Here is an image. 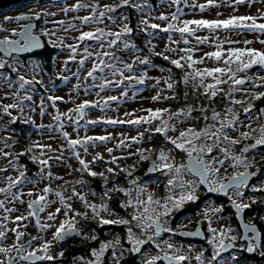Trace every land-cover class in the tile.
I'll use <instances>...</instances> for the list:
<instances>
[{
  "label": "snow or ice",
  "instance_id": "snow-or-ice-1",
  "mask_svg": "<svg viewBox=\"0 0 264 264\" xmlns=\"http://www.w3.org/2000/svg\"><path fill=\"white\" fill-rule=\"evenodd\" d=\"M257 0H234V5L256 3ZM264 2V0H261ZM173 3L179 5L180 0H173ZM133 6L139 7L138 4H133L132 0H117L112 4L101 5L98 0L96 3H77L71 10L78 11L80 9H90L91 14L83 17H78L82 24L87 25L92 22L103 23L105 18L113 20V13L122 6ZM233 6V5H229ZM201 12H204L209 7H219L216 0H207L206 4L195 5ZM69 9H65L68 11ZM180 9L177 8L176 13L171 14V21L165 27L161 28L159 24H149L147 20L141 21L143 25L152 29H160L163 32H178L181 36L182 42L186 45L184 48H180L179 41L169 40L172 43L177 44V47H166L164 52H155L153 46V54L161 56L164 60L175 66L177 69H181L183 72L182 83L185 87H191L193 94H199L204 96L207 100H215L218 96L229 101L228 107L223 112L217 111L215 108H207L204 106L199 107V112L203 114V120L205 124L202 128L197 129L194 126L180 129L178 135H169L170 132H177V125L183 124L188 120H195L197 117L193 116V112L197 111L194 105H186L185 107L179 108L173 111L171 108H147L142 109L147 115L139 116L134 119L118 120L108 119L105 122L110 125L117 123L139 126L141 124H147L149 127L145 128L144 131L139 132L137 137H132L131 140L136 144H142L144 142L145 132H149V140L151 135L155 133L161 134L166 144H171V148L161 147L160 149H144L138 148L135 152L129 153V156L138 155L140 161L151 159V167L148 169V173L161 172L163 175L168 176L167 181V194L163 198H155L153 192L149 191L148 186L138 184L139 177L133 176V171L129 168L135 169V165H130L128 168H122L120 171L126 173L127 183L134 186L133 188L120 187L118 184L113 183L111 187H108V176L105 172L113 175H119L114 168L108 167L105 171L96 172L91 170L90 162L80 158V153L74 151V156L78 159L82 166L78 171L86 172L92 177H102L105 185V191L101 196L102 203L96 204L90 203L86 198V195H81L77 190L76 185L83 187L87 184V181L80 179L72 183L71 194L66 195L69 192L68 189L63 191L55 190L49 184L43 187L40 192L34 193L29 191L27 195L29 197L35 196L34 199H30L27 203L29 209L28 216H17L16 221H23L30 217L35 219V223L38 229L46 231L49 228L55 227L53 232L52 240H46L43 236H32L25 242L27 233L19 230V228L11 229L10 231L15 233V240L10 246H4L3 241L7 239L8 230H0V255L4 258L0 259V264H36L37 261H54L57 258L63 257L64 253L61 251L56 255H53V249L56 244H59L72 236H80L84 240H97L98 237L93 234L88 236L85 234L77 225L81 220L89 219V211H78L73 208V205L69 202L73 197L79 199L85 209L90 210L91 219L96 221L100 225H122L126 227L127 242L131 245L130 248L124 249L121 244L120 237L114 238L110 241H101L99 248L91 249V256L94 260H86L85 264H102V258L105 253L111 248L112 255L115 258V264H119V258L116 257V248H120V255L123 256L124 251H129L133 254L141 253L142 246L149 242H154L155 247L160 249L161 245L155 241L156 237H160L162 233L179 234L186 236H199L202 234V229L197 228L194 232H179L168 226L165 218L169 217L173 211L179 210L185 202L196 201L197 188L199 185H205L206 190L210 193H224L226 196L235 197L231 199L232 206L236 209V213L240 214L246 209L251 208L254 200L250 202H244V189L249 187V178L255 176L254 171L250 169L256 166V157L247 155L251 150L256 149L257 146H264V123H257L261 118H264V108L258 110L259 115L248 116L255 107L254 102L264 98V91H255L257 88H264V76H252L248 75L249 70L254 66H259L264 69V50L249 47L254 41L252 40H231L228 36L224 39H220L214 34L218 31H224L226 33L235 32L241 34L243 32L259 33L264 35V23L258 21L264 20V11H261L259 16L251 15H230L225 19H187L182 20L178 13ZM44 14L39 11H34L31 16L21 15L18 17H5L6 21H12L13 19L17 22L26 21L32 19H40L41 15ZM221 15L220 13L217 14ZM157 19L162 21H168L169 16L160 15ZM124 21L127 17L123 18ZM59 24H64V21H58ZM35 25L32 23L23 24L20 30L13 29L10 36H4L0 38V52L4 53V56L11 57L13 53H31L33 50H41L44 48V44L41 40V36L48 37V43L53 47H65L63 39L59 41H53L51 36L54 32L47 29H42L40 33L34 34L33 29ZM75 27V26H73ZM79 31V29H77ZM201 30H207L210 36H198L197 32ZM0 31H5L3 25H0ZM133 29L125 22L119 31H105L103 28L97 27L94 31H80V35L75 39L79 42L76 44L66 45L70 50L69 60H74L78 54L80 44L85 41H96L101 51L93 53L89 51V46L85 45L83 58L79 60L81 67L84 66L85 61L94 57V61L89 70H87V78H92L93 81L98 79L96 73L103 74L106 69H111L113 75L119 74L124 77V71L117 67L115 63L111 61L119 60L115 52L110 49L116 47L125 35H130ZM18 37V38H14ZM107 37H112L110 40H106ZM196 40V45H204L210 43V38L214 40V50L203 53L199 58H194V53L199 49L197 46L190 45V39ZM261 45H264V39L258 40ZM105 43L107 48H105ZM243 43L245 47H236ZM228 45L226 48L225 45ZM125 49L135 48V45L130 44L128 41L123 42ZM177 53L178 58H172L165 53ZM108 58V59H106ZM212 61L214 66L208 67L205 62ZM183 61V63H182ZM18 61L14 60L13 63L9 64L6 59L0 58V70L6 67L11 72L17 74V80L19 82V90H25L26 85H31L34 79H27L24 75L20 74ZM67 65L68 61L64 62ZM150 65L151 60L149 57L141 58L139 55L131 63L124 64V70L132 72L135 64ZM38 67V65H37ZM171 72V69L168 70ZM35 72V68H33ZM79 75V72L77 73ZM146 75V73H145ZM127 80L136 79L134 76L124 77ZM122 82V81H120ZM143 82V77L140 79ZM112 83H119L104 78V82L99 84L98 87L101 91L107 88ZM224 85H227V91L224 89ZM248 87H245V86ZM77 89L79 85L76 86ZM167 88L173 89L174 83L171 82V77L167 82ZM241 93L242 98L237 99L236 94ZM99 95V93H97ZM13 96L17 98V102L4 104L0 102V111L12 116L11 109H22V102L24 100H30L31 96L25 94L20 95V91L13 93ZM185 99L188 97V93L184 94ZM50 100L63 101V97H49ZM118 97L110 96L104 100V104L107 105L110 100H117ZM163 100H175L176 96H164L161 97L159 94L152 97L153 101ZM74 103V101H72ZM99 102H92L84 100L77 104L74 108L68 110V112L61 113L59 109L56 110V114L53 119L59 122L61 128L64 126V120L73 122L74 125H79L80 120L84 119L87 115L86 110L90 107L98 106ZM239 105L240 110L247 116L248 123L245 124L240 119L239 111L235 106ZM211 111V116L207 114ZM125 116H135L134 113H125ZM166 117V118H165ZM18 117H12L13 122ZM211 119L213 123H207ZM89 123L96 124L99 121H88ZM256 124L254 127L253 124ZM241 127L247 129L241 131ZM232 132H238V137L231 135ZM63 136L68 139L69 133L63 132ZM111 139V136H87L83 139H68V144L73 148L76 145H80L84 148V152L87 153L88 145L91 143L95 146V142H105ZM120 141L117 145L119 148L121 145H125V140ZM243 141H252L250 144H244L240 148L239 153L236 152L237 145ZM6 146H10L7 145ZM131 147L130 144L125 145ZM50 148V146H47ZM33 151V146H29L25 152L17 153L16 159L19 156L27 155ZM108 153L113 152L112 148L107 149ZM179 151L186 154L187 163L175 162V157L172 155L173 152ZM218 152V155H213V152ZM148 152L149 155H145ZM0 153L3 156H10L11 153L3 152L0 149ZM151 153H155V158H151ZM126 157H115L113 156L111 161L108 163L115 164L118 159H125ZM34 162H37L41 166H48L49 170L46 175L44 174L43 167L41 168V179L48 180H62L63 177L55 176L51 171L48 159H41L35 155L31 156ZM61 159V157H57ZM103 156L97 154L91 163H95L96 160H103ZM10 164L13 162L10 161ZM119 167V165H117ZM233 169L232 174L223 175L221 169L227 173V168ZM243 169V170H241ZM0 172H7V168H0ZM185 174L197 178L194 180H185ZM147 175V173H146ZM26 173L23 170H18V176L13 177L11 175L6 177L7 187H0V193L6 194V197H11L13 200H20V196L24 195L21 191L19 195L12 192V189L17 185L25 182ZM179 190L178 192L176 190ZM231 190V193L229 192ZM253 191H264V187L252 188ZM121 192L128 199L121 203V207L125 210L128 208L132 209L129 214L130 218L117 217L115 219L106 218V216H113L114 213L110 210L107 200L111 199V193ZM135 192L133 198L132 193ZM54 195L57 199L50 200L49 195ZM95 195V193H93ZM23 203L22 200H20ZM59 203L61 207H57L54 212H49L47 220L53 223H42L40 219V213L45 212L46 209L50 208L51 205ZM0 209H4L5 212L11 213L16 211L14 208H7L5 200H0ZM63 209L64 218L56 224V220L59 217ZM213 214H218L222 211L220 207H214L211 209ZM106 214L105 215H102ZM208 212H205V217L208 218ZM7 217H5L6 219ZM220 220L223 217H219ZM213 221L208 219L207 232L210 234L208 237V244L212 247L213 251L210 257L205 258V250L198 252L195 256L184 254L181 247L174 246L173 243L165 240L167 249H172V253L169 254L164 251L163 256L157 254L152 255L144 261V264H157L160 260H166L168 264H184L185 261L190 262L194 259L198 264H225L221 260L223 253L229 249H234L238 246V241L246 242L241 244L242 250L249 253L259 252L261 257H264V233L258 230L257 225L249 220L248 222H242L243 234L240 235L231 226H223L220 228L213 227ZM26 228L27 225H24ZM6 226L0 224V229H5ZM139 229V232L134 231ZM34 242H39V246H34ZM191 252V247L189 248ZM80 260H84V257H79ZM233 260L236 257H232Z\"/></svg>",
  "mask_w": 264,
  "mask_h": 264
},
{
  "label": "rangeland",
  "instance_id": "rangeland-1",
  "mask_svg": "<svg viewBox=\"0 0 264 264\" xmlns=\"http://www.w3.org/2000/svg\"><path fill=\"white\" fill-rule=\"evenodd\" d=\"M89 1L91 3H96L97 0H85ZM114 0H98V2L103 5L109 2H113ZM143 1L144 0H133V4H138L139 9L143 8ZM77 0H54L49 2H44L42 4L38 3H30L22 7V9H18L15 7L8 8L7 10L0 12V25H3L5 31H0V36L2 35H8L14 28H18V23L15 20L12 21H6L5 17L9 15H13L17 12L22 11L23 9H28L29 7H35L37 8V11L44 13V21L42 22V25L40 26V31L42 29H47L49 31L54 32V35L51 36V39L53 41H59L60 39H63V43L65 47H61L62 51L59 53L58 58L59 66L62 68V62L63 66H65L64 61L66 59H69L70 50L66 47V45L70 44H76L79 43L75 38L80 35V31H94L97 27L106 26L104 23H98V22H92L87 25L82 24L81 20L78 19V17H83L86 15H90V9H80L78 11H72L71 9L76 5ZM207 0H180L179 5H176L173 3V0H166L164 1L160 6H154L147 8L146 10L141 12L140 15V22L143 20H147L149 24H159L161 25V28L165 27L168 23L174 22L171 21V14L177 12V8L180 9V12L178 15L180 16L181 21L187 20V19H225L229 17L230 15H251V16H259L261 11H264V2H261V0H257L256 3L249 5L247 3L241 4V5H234V0H216V3L219 5V7H209L204 12H201L198 7H195V5L200 4H206ZM233 5V6H229ZM65 9H69L68 11H65ZM128 13V10L126 11ZM220 13L221 15H217ZM167 15L169 16L168 21H162L157 19L160 15ZM114 17L113 20H107L106 23L107 26L110 28V31H119L120 28L123 26V23L128 24L129 17L128 15L125 16V13H120L118 15L112 14ZM127 17V20L124 21L123 18ZM58 21H64V24L57 23ZM105 22V21H104ZM260 23H264V20L258 21ZM75 26V27H73ZM143 27H146L143 25ZM148 29H151L158 33H164L160 29H152L150 27H147ZM79 29V31L77 30ZM38 31L37 33H40ZM221 35L218 36L220 39H224L225 36H228L231 40H252L254 43L252 45H249V47H254L256 49L264 50V45H261L258 40L264 39V35H261L259 33H252V32H243L241 34H237L235 32L226 33L224 31H218ZM165 35H168L172 37L173 40H181V36L178 32H169L164 33ZM198 36H210V33L207 30H201L197 32ZM215 35V34H214ZM112 39V37H109ZM109 39V40H110ZM195 43L196 40L194 39ZM214 40L210 38L209 44L204 45H196L199 49L196 51V55L198 57L202 56L203 53L214 50L213 47ZM236 47H245L243 43L233 45ZM58 47V46H57ZM84 47L80 44V47L78 49V54L76 58L73 60V66L71 70H74V68L78 65L79 60L83 58L84 54ZM225 47L227 48L228 45L226 44ZM105 48H107V45L105 43ZM158 50H161V47L158 48ZM89 51H92L93 53L101 51V48L99 44L95 41L89 46ZM110 51H113L111 49ZM137 54L131 55L128 59L131 62V59L136 58ZM0 58L6 59L8 57L4 56L0 52ZM40 58V57H38ZM108 59V58H107ZM18 61V67L20 74L24 75L27 79H37L39 77V72H36L37 69L39 70V65L36 63V59L28 58L27 60H24L23 58H14L13 61ZM94 61V57L87 60V64L90 65ZM13 61L8 62L9 64L13 63ZM205 64L209 66H214V63L212 61H207ZM38 65V67H37ZM89 67L84 70L80 75L73 76L71 80H69L64 87H57L53 88L51 84L43 83V85L46 87L47 91L53 96V97H63L64 100L55 101V106L45 113L40 112V106L42 103L48 102V96L43 95L40 93V89L37 87V82L31 85H26L25 90H19V87L16 85L18 80L17 78H13L10 74H7L6 71L0 70V99L5 102V104L14 103L17 102V98L13 96V93L20 91V95L23 96L25 94L31 96L30 100H25L28 102H32V105L34 106V109L32 111L29 110V117L34 118L36 123L41 126V130H35L31 133L30 138L36 143V147L33 148V155L41 158V159H48L49 160V166L51 168V171L55 176H61L63 177L62 180H48L43 179L39 180L36 183L30 182L28 180V176L26 175V185L24 187V195H22V201L20 200H13L11 197H6V194L0 193V200H5V204L7 208H14L16 211L8 213L5 212L4 209H0V224L6 226L5 229L0 230H8L7 231V239L3 241L4 246H10L14 240H15V233L10 231L14 228H19L21 231H25L27 233L25 237V242L27 239H30L32 236H43L46 240H52L53 238V232L55 231V227L49 228L45 232L39 230L35 224V220L33 217H30L23 221H16L17 216H28L29 209L27 207V203L29 199H34L35 196L29 197L27 193L29 191H32L34 193L40 192V190L48 186L49 184L57 189L58 191H63L65 189H68L69 192L66 193V195L71 194V188L72 183H74L76 180L83 179L87 181V184H85L83 187L80 185H76L77 190L80 192L81 195H86V198L90 203L94 202L96 204L102 203L101 196L105 191V187H99L98 190H96L92 184L93 181H97L99 179H102V177H92L89 176L86 172L78 171L82 166L80 165L78 159L74 156V151H78L80 153V158L86 160L87 162H90V168L93 171L101 172L105 171L108 167L114 168L117 172H119V175H113L105 172V174L108 176V179H111L112 183L108 186L111 187L113 183L118 184L120 187H124L126 189L133 188L134 186L129 185L127 183V180L124 181V176L126 173L123 171H120L122 168H128L130 165H135V169L129 168L130 171H137L140 166V159L138 155L129 156V153L135 152L138 148H144V149H160L161 147H167L171 148V144H166L165 139L161 137L160 134L155 133L151 135V140H149V132H145L144 134V142L142 144H136L134 143L131 138L137 137L139 132L144 131L145 128H148L149 126L147 124H141L139 126H129L127 123L120 124L117 123L115 125L107 124L105 121L108 119H118V120H128V119H134L139 116L147 115L146 112H142L143 105L141 102L143 99L152 100V97L150 95L148 96H142V93H146L147 91L155 90L154 92L158 90H162L160 96H172L171 89L167 88V84L165 81V75L163 72H159L157 74H151L153 77L149 80L150 82H153L156 80L157 87L148 85L142 93H138L136 96H132V92L129 93L128 96H126L125 100L122 101V97L125 96V90L123 89L122 85L119 86L118 83H112L111 87L104 89L103 91L98 89L99 95L94 92H83L80 94H74L73 89L78 85L79 81L82 79V77L87 73V70L90 69ZM33 68H35V72H33ZM109 73V72H108ZM154 75L156 77L154 78ZM252 76H264V70L257 71V75L255 72L251 73ZM108 80L114 81L113 78H108ZM116 82V81H115ZM225 87V85L223 86ZM245 87H248L247 85ZM149 89V90H147ZM263 88H257L254 89L255 91L261 90ZM110 96L118 97L117 100H110L108 101L107 105L104 104V100L107 99ZM151 97V99H148ZM222 97V98H219ZM242 97L241 93H238L237 99ZM121 99V100H120ZM84 100L92 101V102H99L98 106L96 107H90L86 110L87 115L83 119V122L79 125H74L73 122L68 121L67 119L64 120V126L61 131L58 130H49L48 126L50 122L53 120V116L56 114V110L59 109L61 113L68 112L69 109L74 108L77 104L83 102ZM74 101V103L72 102ZM174 100H163L161 101H155L153 105H151L150 108L156 109V108H173L174 107ZM217 103H222L223 96H218L216 98ZM142 109H141V108ZM149 108V107H147ZM12 115L15 113L17 114L19 109H11L10 110ZM26 108L24 109V112H26ZM175 111V110H173ZM223 112V111H222ZM125 113H134L135 116H125ZM25 114V113H24ZM27 117V116H26ZM166 118V117H165ZM241 119V118H240ZM99 121L98 125L93 127L92 123H89L88 121ZM242 120V119H241ZM245 124L248 123V121L242 120ZM91 124V125H90ZM195 125V120L186 121L183 124L177 125V132L173 133L170 132L169 135L175 136L178 135V131L183 128H187L189 126ZM241 131L247 130L243 127L240 129ZM63 132H68L69 137L68 139H83L87 136H111V139L105 141V142H95V146H93L91 143L88 145V151L87 153L84 152V148L80 145H76L74 148L68 144V139H66L63 136ZM6 134V133H4ZM231 135L234 137H238V132H232ZM128 138L125 140V145L130 144L131 147H126L125 145H121L119 148L117 147L118 144H120L121 140H124L125 138ZM0 141V149H3V152L11 153V150H9V147L6 146ZM47 146H50L47 147ZM112 148L113 152L111 154L108 153L107 149ZM14 153H22L26 151V148L24 145L18 143L15 147ZM176 152V151H175ZM100 154L103 156V160H96L95 163H91L93 161V158ZM145 155H149L148 152H145ZM172 155L175 157L174 152ZM126 157L125 159H118L115 164L108 163V161H111L112 157ZM10 156H3L2 153H0V168H7V172H0V187H7L6 177L11 175L13 177L18 176V170H22L23 167L19 164L18 161H12L13 163H9ZM57 157H61V159H57ZM151 158H155V153H151ZM148 161H151L149 159ZM175 162L179 164L181 161L175 157ZM38 163V161H37ZM39 164V163H38ZM119 165V167H117ZM44 169V174L46 175L47 171L49 170L48 166H41ZM41 172V170H40ZM134 177H139V175H134ZM123 177V178H122ZM140 178V177H139ZM128 179H131L128 177ZM162 179V176L158 175L155 178H150L148 180H140L138 184L140 185H147L149 191L153 192L156 196V186L158 181ZM166 181H168V178H164ZM185 180H190L187 174L184 176ZM72 182V183H68ZM264 187V186H263ZM178 192V190H176ZM12 192L19 195L17 188H13ZM95 193V195H93ZM119 194V192H113L111 193V199L107 200V203L109 204L110 210L114 213L113 216H106V218L115 219L117 217H121V213L113 207L111 202L115 199L116 196ZM121 196L125 199V195L122 193ZM132 196L134 198L135 192L133 191ZM50 200H56L57 198L50 194L48 197ZM157 198V197H155ZM123 199V202L128 199L126 197V200ZM73 208H75L78 211L84 212L89 211V219L88 221H91V212L88 209H85L81 203V201L75 197H73L69 201ZM57 207H61V205L57 202L53 205H51L50 208L46 209L45 212L41 214V221L43 223H53L52 221L47 220V215L49 212H54ZM5 217H7L5 219ZM64 218L63 216V209L59 215V217L56 220V224L59 223L60 220ZM87 220H81L80 223L77 225L78 227L82 228L83 232L87 234L88 236H91L95 234L93 229L88 230L87 227ZM24 225H27L25 228ZM110 226V225H109ZM83 241L82 237L80 236H74L71 239L67 240L68 242L66 245H60L56 244L53 249V255H56L57 253L63 251L67 246L74 243H80ZM34 246H39V242H34ZM119 248V247H117ZM116 252H120L119 249H116ZM4 257L0 255V259H3ZM89 260H94V257ZM49 262H39L37 264H48ZM64 264H74L73 261L69 260L68 262H65Z\"/></svg>",
  "mask_w": 264,
  "mask_h": 264
},
{
  "label": "trees",
  "instance_id": "trees-1",
  "mask_svg": "<svg viewBox=\"0 0 264 264\" xmlns=\"http://www.w3.org/2000/svg\"><path fill=\"white\" fill-rule=\"evenodd\" d=\"M54 0H0V12H3L7 10L8 8H18L22 9L23 6L30 4V3H38L42 4L44 2H49ZM164 1L166 0H144L143 1V8L133 7L130 6L128 10V25L133 29V32L130 35H125L122 37V40L118 43V45L113 49V52H115L116 56L119 57V60L111 61L112 63H115L117 67L121 68L124 71V77L127 76H134L136 79L133 80H127L124 79V77H121L119 74L113 75L111 69H106L103 74L96 73L95 75L98 77L95 81L92 80V78H87V73L82 77V79L79 81L78 85L79 88L75 87L73 89L74 94H80L83 92H94L98 93V87L99 84L104 82V78H113L114 81L119 82L118 85L123 87L125 90V96L122 97V101L125 100L126 96L129 95L130 92H132V96H136L139 92L143 91L148 85L150 86H157L156 80L153 82H150L149 80L153 77L151 74H157L159 72H163L165 75V81L166 84L169 81V77H171V82L174 83V88L171 89L172 95L176 96V99L174 102V107L171 108L172 110H177L179 108L185 107L186 105H194L197 108V111L193 112V116L197 117L195 119V125L197 129L202 128L205 124V121L203 120V114L199 112V107L204 106L209 109L215 108L217 111L222 109L220 105L217 104L216 99L209 101L204 96L199 94H193V89L191 87H185V85L182 83V76L183 72L181 69H177L175 66L171 65L169 61L164 60L161 56H157L153 54V46L155 52H164L166 47H177V44L172 43L169 40L168 35H165L164 33H158L151 29H148L146 27H143V24L140 22V15L141 12L146 10L147 8L154 6H160ZM220 33H215V36H220ZM222 36V35H221ZM190 39V45L187 46H196V43L194 41V38ZM173 40V39H172ZM128 41L130 44L135 45V48H128L125 49L123 47V42ZM179 41V40H174ZM95 41H85L81 43V45L90 46ZM179 47L184 48L186 45L179 41ZM46 44L47 48L37 53L36 56H25V57H19L23 58L24 60H27L28 58L36 59V63L39 65V70L37 69L36 72H39V77L35 79L34 81L37 82V87L40 89V93L43 95L48 96V102L42 103L40 106V111L42 113H45L51 107L53 108L55 104H53V101L49 99V97H53L46 89V87L43 85V83L51 84L53 88L57 87H64L66 83L71 80L73 76H76L79 72V75L86 70L89 67V63L85 61V64L83 67L78 65L74 68V70H71L73 66V60L66 59L65 61H68L67 65L63 66L62 62V68L59 66L60 59L58 58L59 53L62 51L61 47H53L48 43V37H46ZM107 45V44H106ZM161 47V50H158V48ZM111 50V49H110ZM137 54L141 58L143 57H149L151 60L150 65H143V64H135L133 71L128 72L127 70H124V64L125 63H131L134 59H131V62L128 60L131 55ZM166 55L171 56L172 58H178L177 53H165ZM40 57V58H38ZM194 58H199L196 55V52L194 53ZM14 58H7L8 62L13 61ZM107 59V58H106ZM64 61V62H65ZM90 62H93L92 60ZM183 63V61H182ZM65 64V63H64ZM92 64L90 65L91 68ZM208 66L200 65L199 67ZM171 69V72L168 70ZM7 74H10L13 78H17V74L14 72H11L10 69L7 67L4 69ZM263 71L264 69H261L259 66H254L251 70H249L248 75H251V73L255 72L257 75V71ZM109 72V73H108ZM146 73V75H145ZM262 76V75H261ZM143 77V82H140V79ZM156 75H154V78ZM122 81V82H120ZM34 82V84L36 83ZM19 85V82L16 84ZM111 87V84L107 87ZM106 89V88H105ZM257 91H264V88ZM185 92L188 93L187 99H185L184 94ZM220 98V97H219ZM121 100V99H120ZM0 102L4 103L3 100L0 99ZM260 103L264 105V98L257 100L254 102V104ZM26 108V112H24V109ZM237 108V107H236ZM22 111L18 112V116H8L7 114L2 113L0 111V136L2 137L4 144L10 145L9 150H11L12 154L15 152V147L18 143L24 145V147L27 149L29 146L36 147V143L30 138V135L35 130H41L43 125H38L34 118L29 117V110L32 111L34 109V106L32 105V102L23 101L22 102ZM239 110V108H237ZM25 113V114H24ZM209 117L211 116V111L207 113ZM18 117V119L13 122L12 117ZM27 116V117H26ZM191 121V120H188ZM83 122V119L80 120V123ZM65 123V122H63ZM207 123H213L211 119L207 121ZM91 125V124H90ZM98 123L92 124L93 127L97 126ZM129 125V124H128ZM48 126V129L58 130L61 131L62 128L59 125V122L55 121L54 119L50 122ZM129 126H136V125H129ZM6 133V134H4ZM33 153H29L26 155L28 158V161L24 163V165H21L23 167V171H25L26 175L28 176V180L30 182L36 183L41 179V165L37 162H34L31 159V156ZM148 160L140 161L139 166V173H142L144 170ZM26 185V181L21 183L20 185H17L16 188L18 190V193L24 191V187ZM101 188L100 184H97L96 187H94L96 190L98 188ZM15 188V187H14ZM167 192L166 184L163 183L158 191H156L157 198H162V195H164ZM121 192L117 194L116 200L114 199L111 204L115 208V210L119 211L121 213V217L124 218H130L129 214L132 212L131 208H128L125 210L123 207H121V203L123 202V197L121 196ZM22 197L20 196V200ZM126 200V196L125 199ZM87 229H93L95 232V235L98 237L97 240H84L80 243H74L67 246L62 252L64 253L63 257L57 258L54 261H51L49 264H64L65 262H68L69 260L73 261L74 264H85L86 260L92 259L91 256V249L93 248H99L101 241H110L114 240L117 236L121 239V244L123 245V248L126 249V242H127V235H126V227L122 225H100L96 221L87 220ZM83 231V230H82ZM69 240V239H68ZM68 242L64 241L59 243L60 245H66ZM119 249V248H116ZM109 253H111L113 250L110 248ZM108 251L106 254H109ZM58 254V253H57ZM132 253L128 251H124L123 256L120 255V252H116V257L119 258V264H125V261L129 256H131ZM79 257H84V260H80ZM107 263V262H106ZM113 264H115V258L113 257Z\"/></svg>",
  "mask_w": 264,
  "mask_h": 264
},
{
  "label": "flooded vegetation",
  "instance_id": "flooded-vegetation-1",
  "mask_svg": "<svg viewBox=\"0 0 264 264\" xmlns=\"http://www.w3.org/2000/svg\"><path fill=\"white\" fill-rule=\"evenodd\" d=\"M115 2H117V0H114L113 2H109L106 4H112ZM130 6L131 5L124 7L121 10L116 11L113 14L118 15L120 13H125V16H127L128 13L126 11L129 10ZM34 11H37V8L29 7L28 9H23L22 11L17 12L15 14L27 12V13H31L32 15ZM44 17H45L44 14H42L40 19L38 20L32 19V20H26L23 22L19 21L17 22L18 28H14V29H17V30L21 29L23 23L25 22H31V23L34 22L36 24L34 31L38 32L40 31V28H41L40 26L42 25V22L44 21ZM107 20L108 19L105 18L104 20L105 22H103L104 24H106V26H102L100 28L105 29V31H110V28L107 26L108 23H106ZM10 35H11V32L5 36H10ZM0 37H4V35ZM43 38L46 41V37H43ZM109 39H110L109 37L106 38V40H109ZM37 53H40V52L37 51L33 54H24V55L13 54L10 58H19V57H25L28 55L36 56ZM227 87L228 86L225 85L224 87L225 91H227ZM237 95L238 93L236 94V98H237ZM223 100L224 101L222 103H217L218 105L222 107V109L219 110L220 112L224 111L226 107L230 106L229 101L227 99L223 98ZM235 107L239 108L240 110L239 105ZM261 108H264V105L260 103H256L253 111L249 113L248 116L259 115L258 110ZM239 114L242 120L248 121L247 116L243 113L242 110L239 111ZM14 116H18V113L17 114L15 113ZM257 123H264V118H261V120H259ZM253 126L255 127L256 124L254 123ZM161 137L164 139L162 135ZM1 140L3 139L0 136V141ZM2 142L4 143V141ZM250 143H252V141H243L241 144L235 146L236 152L239 153L240 148H242L244 144H250ZM16 154L17 153H14L13 155H11V157L9 158V162L18 161L20 165H24V163L28 161V158L26 157V155L19 156L17 160ZM174 155L181 162L185 164L187 163L186 154L176 151L174 152ZM213 155H218V152L214 151ZM247 155L249 156V158L256 157V166L255 168L250 169V171H254L256 174L251 179V182L249 183V187L244 189L245 195H244L243 200L244 202H250L254 200L255 203L252 204L251 208L246 209L242 213H243L245 222H248L249 220H251L252 222L258 225L260 232L264 233V191H253L252 190L253 187L261 188L264 186V146H257L256 149L251 150L249 153H247ZM150 162L151 161L147 162L142 173H139L140 170L137 169V171H135L133 174L139 175L140 177L139 181L148 180L150 178H155L158 175L162 176V179L158 181L157 186H156V191H158V189L163 183L167 185V181L164 178H168V176L163 175L159 171L154 172L152 175L147 176L146 171H147V168ZM232 172H233V169L231 167L227 168V173H225L224 170L221 169L222 177L223 175H230L232 174ZM187 176L189 177L190 180L197 179L191 176L190 174H187ZM123 179L124 181H126L128 177H126L125 175ZM108 180H109V183H108V186H109L112 183V181L111 179H108ZM93 182L94 183L91 182L93 187H96L97 184H100L102 188L105 187L103 178L97 181L94 180ZM229 192L231 193V190H229ZM167 194H169L168 191L164 195H162V198L165 197ZM196 194L198 196V199L196 201L185 202L184 204L185 208L179 209L177 211H173L171 215L165 219L167 220L168 226L174 229L176 233H179L181 231L192 232L196 230L197 228H201L202 229L201 235H203L202 238L201 236L192 237V236L179 235V234L173 235V234L166 233V232L162 233L160 237L155 238V241L159 242L161 245L160 249L155 247L154 242L146 243L142 247L141 253H137V254L132 253V255L129 256L127 260L125 261V264H144V261L146 260V258L152 255H157V254L163 256L164 251H167L169 254H171L173 250L167 249L166 244H164L165 240L169 241L170 243H173L174 246L176 247H181L182 252L184 254H188L191 256H195L198 252L205 250V258L207 260V258L211 256L212 251H213L212 247L208 244V237L210 236V234L207 232L208 219H211L213 221V225H212L213 227L220 228V227L227 225L235 229L238 234L240 235L243 234V227H242L241 220L239 218V214L236 213V209L231 204V199L235 197L226 196L224 193H210L206 190V187L204 185H199V187L197 188ZM214 207H220L222 208V211L218 214H213L211 209ZM205 212H208L209 214L208 218L205 217ZM41 214H40V219H41ZM219 217H223V219L220 220ZM134 231L139 232V229L134 228ZM237 244L238 246L236 248L231 249L222 254L221 260H223L225 264H264V257H261L259 255V252L249 253L245 250H242L240 245L246 244V242L238 241ZM125 245H126L125 247L126 249L131 247V245L128 242H126ZM190 247H191V252H189ZM161 249H163L164 251H161ZM119 251H121L120 248H119ZM232 257H236V259L233 260ZM41 262L51 263V261H41ZM102 264H113L112 252L109 254L105 253L104 257L102 258ZM157 264H168V262L166 260H160L157 262ZM184 264H189V262L185 261ZM190 264H198V262L193 259L190 262Z\"/></svg>",
  "mask_w": 264,
  "mask_h": 264
},
{
  "label": "water",
  "instance_id": "water-1",
  "mask_svg": "<svg viewBox=\"0 0 264 264\" xmlns=\"http://www.w3.org/2000/svg\"><path fill=\"white\" fill-rule=\"evenodd\" d=\"M133 1V0H132ZM77 3H90V2H88V1H85V0H77V2H76V4ZM124 7H127V6H122V7H120V8H118L116 11H119V10H121L122 8H124ZM21 15H29V16H31V13H27V12H24V13H18V14H13V15H9V16H6V17H18V16H21ZM23 22V21H22ZM27 23H31V22H25V23H23V24H27ZM32 24H34L35 26H36V24L33 22ZM34 29H35V27H34ZM34 29H33V32H34V34H39V33H37V32H35L34 31ZM20 30V29H19ZM0 38H3V37H0ZM15 38H18V37H15ZM41 40H42V42H43V44H44V48L43 49H41V50H33L31 53H13V54H18V55H24V54H33V53H35V52H42V51H44L46 48H47V44H46V41H45V39L43 38V36H41ZM3 55H4V53L3 52H1ZM12 54V55H13ZM187 161V160H186ZM151 167V162H150V164H149V166H148V168H147V171H146V173H147V176L148 175H152L153 173H148V169ZM253 178V176L252 177H250L249 178V183L251 182V179ZM205 186V185H204ZM52 187V186H51ZM206 187V186H205ZM53 189H55L54 187H52ZM56 190V189H55ZM183 208H185V205H183L180 209H183ZM41 214V213H40ZM239 218H240V220H241V223L242 222H245V220H244V216H243V213H240L239 214ZM43 223V222H42ZM257 225V224H256ZM78 227V226H77ZM257 227H258V225H257ZM80 228V227H79ZM81 229V228H80ZM40 230V229H39ZM258 230H259V227H258ZM194 231H196V230H194ZM194 231H192V232H194ZM260 231V230H259ZM43 232H45V231H43ZM183 232H185V231H183ZM199 236H201V238L203 237V235H199ZM199 236H192V237H199ZM73 237V236H72ZM72 237H70V238H72ZM70 238H68V239H70ZM68 239H66L65 241H67ZM64 242V241H63ZM144 246V245H143ZM142 246V247H143ZM229 250H231V249H229ZM228 250V251H229ZM38 262H41V261H37L36 263H38Z\"/></svg>",
  "mask_w": 264,
  "mask_h": 264
},
{
  "label": "built area",
  "instance_id": "built-area-1",
  "mask_svg": "<svg viewBox=\"0 0 264 264\" xmlns=\"http://www.w3.org/2000/svg\"><path fill=\"white\" fill-rule=\"evenodd\" d=\"M157 87V86H156ZM147 90H149V89H147ZM155 90H151V91H147L146 93H142V96H148V95H150L151 97H154V96H156L157 94H161V92H162V90L160 89V90H158V91H156V92H154ZM151 97H149L148 99H151ZM141 102H143L142 103V107H143V109H147V107H151V105H153L154 103H155V101H153V100H147L146 101V99H143ZM141 108V107H140ZM142 109V108H141ZM142 112H144V111H142Z\"/></svg>",
  "mask_w": 264,
  "mask_h": 264
}]
</instances>
